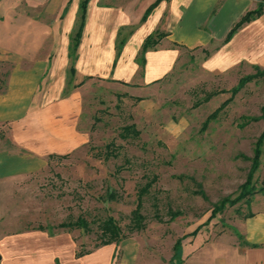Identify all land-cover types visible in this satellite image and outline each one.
<instances>
[{
    "label": "crops",
    "instance_id": "obj_1",
    "mask_svg": "<svg viewBox=\"0 0 264 264\" xmlns=\"http://www.w3.org/2000/svg\"><path fill=\"white\" fill-rule=\"evenodd\" d=\"M82 1L0 0V60L12 63L0 69V264H137L132 239L78 255L82 242L68 229L34 227L33 218L15 230L3 225V210L31 208L52 155L68 156L89 140L79 126L88 81L142 97L184 60L199 59L207 73L264 70V12L226 40L264 0H89L72 58ZM159 32L163 38L143 53ZM251 206L236 237L198 232L184 245V264H264V191Z\"/></svg>",
    "mask_w": 264,
    "mask_h": 264
},
{
    "label": "rangeland",
    "instance_id": "obj_2",
    "mask_svg": "<svg viewBox=\"0 0 264 264\" xmlns=\"http://www.w3.org/2000/svg\"><path fill=\"white\" fill-rule=\"evenodd\" d=\"M1 61V71L9 70L12 63ZM238 71L207 73L199 59L184 60L142 97L122 93L110 81H88L79 126L89 140L65 158H51L37 194L30 196L31 208L3 210V225L7 222L13 228L7 230H15L24 219L33 218L34 227L57 228L82 216L91 223V231L68 230L82 242L80 250L88 251L101 242V221L113 216L123 240L139 245L137 264H170L171 260L179 264L174 255L178 240L184 258V245L195 237L184 236L203 225L228 198L199 232L205 239L222 234L236 237L239 220L264 189V139L258 143L264 120L251 119L262 115L264 76L248 83L206 129L202 127L247 75ZM4 75H0V86ZM211 93L215 95L206 99ZM131 124L140 135L122 138L124 127ZM111 142L113 152L107 158L106 145ZM258 147L259 166L251 182L257 192L234 201L253 170ZM154 178L143 198L141 228L131 229L138 191ZM111 191L117 195L115 200L108 196Z\"/></svg>",
    "mask_w": 264,
    "mask_h": 264
},
{
    "label": "trees",
    "instance_id": "obj_3",
    "mask_svg": "<svg viewBox=\"0 0 264 264\" xmlns=\"http://www.w3.org/2000/svg\"><path fill=\"white\" fill-rule=\"evenodd\" d=\"M89 0H83L81 3V7H80V15H79V24H78V28L75 32V34L72 37V44H71V56L72 58L76 57V52H77V48L78 45L80 43L81 40V36H82V31L85 25V18H86V8H87V4H88ZM264 12V1L260 2L258 4V7L253 9V10H249L245 15H243L241 17V19L233 26V28L231 29V31L229 32V34L226 37V40H229L233 34L245 23L253 20L254 18L260 16L262 13ZM165 34L164 33H155L152 35H149L147 37V39L144 42L143 45V53L150 49L155 47L158 43L159 40H161V38H163ZM72 72L75 70L74 66L71 67ZM264 76V70L260 69L259 67H256V73L254 74H248L245 76H242L241 79L239 80L238 84L236 86H234L231 90L232 92V96L228 99H226L222 105H220L214 112H212L206 119V121L203 124V129H206L208 127V124L211 120L215 119L216 117H218L219 113L221 111L224 110V108H226V106L233 100V97L235 95H237L249 82ZM3 82V81H2ZM4 83V82H3ZM2 89V86L1 88ZM215 95V93H211L210 95H208L206 97V99H210L212 98V96ZM261 111H262V115L261 117H253L251 118L254 121H258L259 119H263L264 120V105L261 107ZM241 127L245 126V123L240 124ZM130 135L132 136H139L140 135V131L136 128L135 124H131V125H127L124 127L123 132L121 133L122 138H127ZM264 139V131L262 133V135L259 138V145L261 144L262 140ZM112 146H114V143H108L106 145V149H107V153H106V157L108 158L110 155H112ZM260 148L258 147V149L256 150V155L253 159V170L251 171V173L248 175L247 180L245 181V183L242 185V192L240 193V195L234 199V201L239 200L245 196H248L250 194L255 195V193L257 192V190H254L253 185L251 186V182L253 179V175L255 173V171L257 170L258 166H259V156H260ZM67 155L64 156H58L60 158H65ZM53 157H57L55 155H52L51 158ZM155 178L152 179L150 182H148L147 184H145L143 187H141V189H139L138 191V204L136 209H134L133 211V226L131 227V229H138L141 228V225L144 221V216L141 213V209L143 207V198L144 196L149 193L151 186L153 185ZM264 191V189H262ZM108 196L112 199L115 200L117 198V195L114 191L109 192ZM230 201L228 198L223 199L219 205L216 206V208L212 211L211 216L209 217V219L203 224H208L210 220H212L215 217V214L222 210V208L224 207L225 203ZM203 225H199L193 232H191L188 235H185L184 237H188V236H196L198 234V232L200 231V229L202 228ZM41 227V226H40ZM44 228V227H41ZM57 228H65V229H73V228H82L86 231H91V223L84 217L80 216L78 217L76 220L74 221H69V222H63L60 223ZM99 229L101 231L100 233V238H101V242L99 245H107V244H111V243H119L123 240V234H122V228L121 226L118 224L117 220L113 217V216H108L107 218H105L103 221H101V223L99 224ZM175 253L174 255L179 257L180 259V263L179 264H184V259L182 258V243L181 240H178V242L175 245ZM84 254V251H80L78 252V255H82ZM170 264H177L175 261L171 260Z\"/></svg>",
    "mask_w": 264,
    "mask_h": 264
},
{
    "label": "water",
    "instance_id": "obj_4",
    "mask_svg": "<svg viewBox=\"0 0 264 264\" xmlns=\"http://www.w3.org/2000/svg\"><path fill=\"white\" fill-rule=\"evenodd\" d=\"M1 258H2V257H1V255H0V260H1Z\"/></svg>",
    "mask_w": 264,
    "mask_h": 264
}]
</instances>
